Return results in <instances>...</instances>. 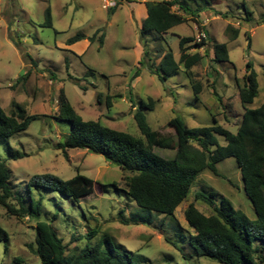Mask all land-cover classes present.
Returning <instances> with one entry per match:
<instances>
[{"label":"rangeland","instance_id":"374dc122","mask_svg":"<svg viewBox=\"0 0 264 264\" xmlns=\"http://www.w3.org/2000/svg\"><path fill=\"white\" fill-rule=\"evenodd\" d=\"M117 1L0 0V105L11 113L16 103L29 115L40 116L27 131L1 141L0 157L8 159L9 148L23 156L9 159L7 165L13 173L14 190L26 197L27 204V188L35 176L51 174L69 180L81 174L94 181L93 195L79 202L47 188H32L35 200L43 198L41 220L52 221L67 245L68 255L108 238L133 253L139 264H219L196 257L189 243L194 230L185 220V211L193 204L211 216L213 208L197 196L214 194L216 206L227 199L235 210L255 219L236 161L227 159L219 164L224 178L210 171L201 173L174 217L144 210L122 191L123 178L130 173L111 165L102 155L68 150L65 156L57 149L70 132V124L58 119L59 96L63 90L84 121H100L111 129L145 139L135 119L141 109L149 128L166 141L165 146L154 147L155 153L165 159L176 155L178 141L170 125L176 117H181L188 129L219 124L236 134L244 113L239 87L244 85L248 61L259 83V94L249 108L264 103V0H178L188 15L178 6L173 8L187 17L183 25L170 31L177 36L167 35L165 41L154 40V36L147 42L140 35L146 18L145 3L172 0H119L116 5ZM115 5L116 12L111 15ZM48 9L51 27L47 26ZM234 30L240 31L236 40ZM96 32L94 42L67 43L77 34L88 38ZM102 34L105 39L100 45ZM178 36L191 37L196 43L206 40L204 48L189 52L200 53L204 60L189 72L181 67L169 80L160 81L149 73V61L158 66L169 50L179 61ZM217 43L227 45L230 63L214 62ZM144 48L150 54L145 66H140ZM139 68L141 74L135 78ZM23 75L28 76L21 79ZM195 84L201 86L198 97ZM150 100L154 107L143 110L142 104ZM220 144L225 142L220 139ZM0 225L10 238L0 244V264H41L29 248L36 246V220L14 216L0 204ZM256 247L264 257V242Z\"/></svg>","mask_w":264,"mask_h":264},{"label":"trees","instance_id":"16d2710c","mask_svg":"<svg viewBox=\"0 0 264 264\" xmlns=\"http://www.w3.org/2000/svg\"><path fill=\"white\" fill-rule=\"evenodd\" d=\"M116 5L111 8V15L115 14ZM176 6L188 15L178 0L145 3L147 17L140 29L141 38L145 42L147 38L154 36V40L165 41L172 29L186 22V16L173 11ZM47 17V26L51 27L50 9ZM97 33L88 38L80 33L67 43L74 45L84 40L94 42ZM239 33V30H234V40L238 38ZM178 38L181 53L179 61H176L172 50L163 56L158 66H155L154 61H149V73L160 81L169 80L181 67L189 72L204 60L200 53L189 52L192 49L204 48L206 40L201 39L200 43H196L191 37ZM104 39L105 35L102 34L100 45H103ZM250 39L249 37V49ZM214 51V62L230 63L226 44H215ZM149 54L150 51L144 48L140 66H145V58H148ZM246 66L244 85L239 87L244 113L236 134L219 124L188 129L184 120L176 117L170 121L178 141L176 155L172 159H165L155 153L154 147L165 146L166 141L159 133L149 128L141 109L137 110L135 119L145 139L116 131L100 121H84L62 90L59 96L58 119L70 124V132L65 142L58 145L57 149L62 150L65 156L68 150H83L90 154L102 155L111 165L130 173L123 178L122 188L128 199L144 210L166 217H174L176 209L188 199L201 173L210 171L213 175L224 178L218 170L219 164L227 159H234L242 174L244 193L255 210V219L235 210L227 199H223L218 207L213 201L214 194H199L197 198L210 205L214 214L206 216L193 204L186 209L185 220L194 230L189 243L196 257L208 258L219 264H264V257L256 247L257 243L264 242V103L255 109L249 108L259 94V83L252 62L248 61ZM140 74L139 68L134 77ZM27 76L23 75L21 79H26ZM194 92L197 97L201 93L199 84L194 85ZM153 107L154 101L150 100L149 104L143 103L141 108L144 110ZM39 119V115H29L24 107L16 103L12 104L11 113H6L0 105V143L3 139L8 140L20 132L27 131L31 123ZM220 139L225 145L220 144ZM8 150V159L0 157V204L14 216L36 220V246L30 245L29 248L40 259L41 264H139L133 253L112 243L108 238L100 239L95 245L68 255L67 245L58 236L52 221L41 220L43 198L35 200L32 188H47L79 202L93 195L94 181L81 174L69 180H62L51 174L35 176L27 188V204L26 197L14 190L11 184L13 173L7 165L9 159L18 160L23 156L14 154L10 148ZM113 186L119 190L117 183ZM101 189L103 194L107 192L105 185ZM9 240L8 232L0 225V244ZM173 245L177 247L176 244Z\"/></svg>","mask_w":264,"mask_h":264},{"label":"crops","instance_id":"0c3cea01","mask_svg":"<svg viewBox=\"0 0 264 264\" xmlns=\"http://www.w3.org/2000/svg\"><path fill=\"white\" fill-rule=\"evenodd\" d=\"M145 16L147 17V13L145 14ZM174 29H175V28H174ZM174 29H173V30H174ZM170 34H171V32H170ZM170 34H169V35H170ZM171 35H172V34H171Z\"/></svg>","mask_w":264,"mask_h":264}]
</instances>
